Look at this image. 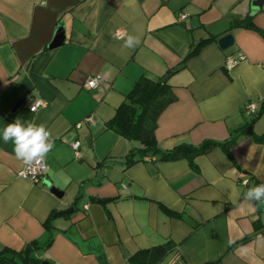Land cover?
Returning a JSON list of instances; mask_svg holds the SVG:
<instances>
[{"label": "crops", "instance_id": "1", "mask_svg": "<svg viewBox=\"0 0 264 264\" xmlns=\"http://www.w3.org/2000/svg\"><path fill=\"white\" fill-rule=\"evenodd\" d=\"M254 1L0 0V250L35 243L36 264H131L170 242L158 264H264V200L244 199L264 184V36L231 28L252 16L264 33V0ZM226 34L233 43L222 49ZM129 35L134 49L123 46ZM98 75L102 94L82 88ZM142 75L165 77L175 97L156 121L160 151L224 143L240 130L230 157L217 145L192 164L147 156L126 168L134 144L106 123ZM38 100L44 107L30 112ZM18 119L43 124L54 141L35 184L18 176L24 164L2 138Z\"/></svg>", "mask_w": 264, "mask_h": 264}, {"label": "trees", "instance_id": "2", "mask_svg": "<svg viewBox=\"0 0 264 264\" xmlns=\"http://www.w3.org/2000/svg\"><path fill=\"white\" fill-rule=\"evenodd\" d=\"M231 28L253 30L264 36V33L253 24L252 16L234 20ZM196 48L194 47L191 53ZM176 70L178 68L171 69L169 73ZM163 78H152L147 75H142L138 78L130 92L126 95L124 102L116 109L114 116L106 123L108 130L113 131L134 144L124 159V166L127 168L147 156H157L160 161L168 162L186 158L192 164L195 156L205 154L217 145L223 148L225 154L230 157L229 149L235 144L240 135V130L235 131L229 140L224 143L209 141L197 147L179 145L170 151H160L157 148L154 138L157 118L175 100L166 81H162ZM257 139L264 141V135ZM160 208L171 217L181 218V215L161 205ZM246 239H249V237ZM36 248L35 243L29 244L21 252L3 248L0 250V264H36V260L32 257V252ZM172 248L173 244L167 242L152 248L142 249L131 256L129 261L131 264H158L171 252Z\"/></svg>", "mask_w": 264, "mask_h": 264}, {"label": "clouds", "instance_id": "3", "mask_svg": "<svg viewBox=\"0 0 264 264\" xmlns=\"http://www.w3.org/2000/svg\"><path fill=\"white\" fill-rule=\"evenodd\" d=\"M138 43V38L129 35L123 46L134 49ZM2 138L5 143L12 141L16 159L28 168L35 162L44 160L54 147L51 133L43 124L37 125L32 122L25 124L19 119L6 125L2 131ZM244 199L249 203L264 200V184L248 189Z\"/></svg>", "mask_w": 264, "mask_h": 264}, {"label": "built area", "instance_id": "4", "mask_svg": "<svg viewBox=\"0 0 264 264\" xmlns=\"http://www.w3.org/2000/svg\"><path fill=\"white\" fill-rule=\"evenodd\" d=\"M185 15L181 14L179 18L181 20L185 19ZM242 59L241 55H238L237 58L234 57H227L224 63V67L229 70L233 68L240 60ZM106 81L102 75L94 76V77H88L82 84V88L85 90H96L99 93L104 92ZM44 102L42 100H38L33 102L32 104L29 105V111L30 112H36L38 109L44 107ZM245 113L247 115H252L256 111V105L254 103H247L243 107ZM87 123L92 124L93 120L92 117H88L85 119ZM80 124L76 125V128H79ZM71 149L73 150L74 154L76 157H78V148H79V142H73L70 144ZM145 161H148L149 158L145 157L143 158ZM47 171V167L43 163V161L35 162L31 168L26 167L25 165L23 168L18 172V176L24 180H27L31 184L37 183L41 176ZM245 183V182H243Z\"/></svg>", "mask_w": 264, "mask_h": 264}, {"label": "water", "instance_id": "5", "mask_svg": "<svg viewBox=\"0 0 264 264\" xmlns=\"http://www.w3.org/2000/svg\"><path fill=\"white\" fill-rule=\"evenodd\" d=\"M260 3H261L260 0L254 1V5H255V6L259 5ZM61 42H62V40H61V38H60V34H57V35L55 36L54 40L51 42V44H50L49 47H50V48L56 47V46H58L59 44H61ZM232 43H233V38H232V35H231V34H226V35L222 36L221 38H219V40H218V45H219V47L222 48V49L228 48L229 46L232 45ZM165 79H166V78L164 77V78L162 79V81H165ZM19 103H21V101L18 102L17 105H19ZM17 105H16V106H17ZM250 133H251V132L247 131V134H250ZM72 211H73V208H69V209H67V210H64V211L58 212V213L56 214V216L69 215L70 213H72Z\"/></svg>", "mask_w": 264, "mask_h": 264}]
</instances>
